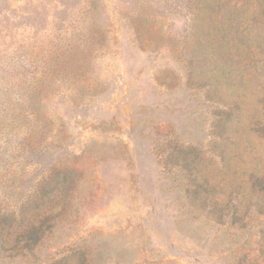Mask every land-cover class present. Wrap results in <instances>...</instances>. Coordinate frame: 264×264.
I'll return each mask as SVG.
<instances>
[{
    "label": "rangeland",
    "instance_id": "rangeland-1",
    "mask_svg": "<svg viewBox=\"0 0 264 264\" xmlns=\"http://www.w3.org/2000/svg\"><path fill=\"white\" fill-rule=\"evenodd\" d=\"M0 213V264H264V0H0Z\"/></svg>",
    "mask_w": 264,
    "mask_h": 264
},
{
    "label": "trees",
    "instance_id": "trees-1",
    "mask_svg": "<svg viewBox=\"0 0 264 264\" xmlns=\"http://www.w3.org/2000/svg\"><path fill=\"white\" fill-rule=\"evenodd\" d=\"M257 181H253L254 186ZM23 221V216L17 218L14 214L10 213H0V242L1 248L4 247V244L10 242L13 243L12 250L18 248L20 250H25L30 252L32 248L38 243L39 235L41 230V222L37 223L29 222L23 227H21L20 223ZM13 225H19L16 230L13 232ZM8 226L9 231H3L4 227ZM8 236H15L13 240L8 241ZM22 242V245L16 247L18 243ZM16 245V246H15Z\"/></svg>",
    "mask_w": 264,
    "mask_h": 264
}]
</instances>
